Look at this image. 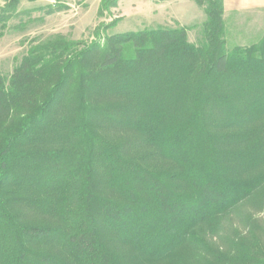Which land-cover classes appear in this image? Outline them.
Wrapping results in <instances>:
<instances>
[{
  "label": "trees",
  "instance_id": "trees-1",
  "mask_svg": "<svg viewBox=\"0 0 264 264\" xmlns=\"http://www.w3.org/2000/svg\"><path fill=\"white\" fill-rule=\"evenodd\" d=\"M197 1L199 45L58 36L0 70V264H264V36L228 49Z\"/></svg>",
  "mask_w": 264,
  "mask_h": 264
},
{
  "label": "rangeland",
  "instance_id": "rangeland-1",
  "mask_svg": "<svg viewBox=\"0 0 264 264\" xmlns=\"http://www.w3.org/2000/svg\"><path fill=\"white\" fill-rule=\"evenodd\" d=\"M102 1L0 0V70L6 80L30 48L58 36L82 43L83 49L104 45L114 35L184 27L192 44L202 41L207 17L197 0H120L117 8L100 15ZM224 21L228 49L251 46L264 36V8L230 13Z\"/></svg>",
  "mask_w": 264,
  "mask_h": 264
},
{
  "label": "crops",
  "instance_id": "crops-1",
  "mask_svg": "<svg viewBox=\"0 0 264 264\" xmlns=\"http://www.w3.org/2000/svg\"><path fill=\"white\" fill-rule=\"evenodd\" d=\"M263 8L264 0H225L224 2L225 15Z\"/></svg>",
  "mask_w": 264,
  "mask_h": 264
}]
</instances>
